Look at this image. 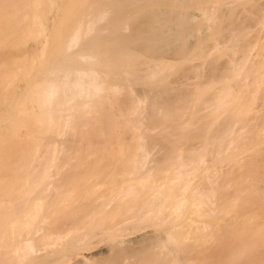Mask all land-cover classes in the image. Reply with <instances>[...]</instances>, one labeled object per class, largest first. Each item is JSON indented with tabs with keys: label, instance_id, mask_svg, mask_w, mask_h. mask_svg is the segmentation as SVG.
Returning a JSON list of instances; mask_svg holds the SVG:
<instances>
[{
	"label": "bare ground",
	"instance_id": "obj_1",
	"mask_svg": "<svg viewBox=\"0 0 264 264\" xmlns=\"http://www.w3.org/2000/svg\"><path fill=\"white\" fill-rule=\"evenodd\" d=\"M0 264H264V0H0Z\"/></svg>",
	"mask_w": 264,
	"mask_h": 264
},
{
	"label": "rangeland",
	"instance_id": "obj_2",
	"mask_svg": "<svg viewBox=\"0 0 264 264\" xmlns=\"http://www.w3.org/2000/svg\"><path fill=\"white\" fill-rule=\"evenodd\" d=\"M250 30H251V29H250ZM252 34L255 35V31L253 32V30H251V35H252ZM18 59H19V60H22L23 58L21 59V57H19ZM140 89H141V88H140V85H139V84L133 85V90H134V92H136V94L140 91ZM18 92H19V91H18ZM121 94H122V92H121ZM122 97H123V96L120 95V99H121ZM161 152H162V151H160L159 149H155V150L153 151V153L150 155V159L152 158L153 155L156 157V156L159 155ZM146 229H149V228H146ZM149 230H150V229H149ZM95 246H96V245H95ZM97 246H99V247H97ZM97 246H96V248H98V249H99V248H101V249H102V248H103V249L105 248V245H104V243H102V242H101V243L99 242ZM100 246H101V247H100ZM103 246H104V247H103ZM94 249H95V248H94Z\"/></svg>",
	"mask_w": 264,
	"mask_h": 264
}]
</instances>
